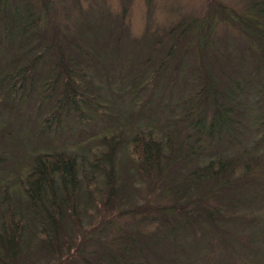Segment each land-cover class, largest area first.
Segmentation results:
<instances>
[{
    "label": "trees",
    "instance_id": "trees-1",
    "mask_svg": "<svg viewBox=\"0 0 264 264\" xmlns=\"http://www.w3.org/2000/svg\"><path fill=\"white\" fill-rule=\"evenodd\" d=\"M250 3L240 16L213 7L205 19L178 22L155 43L149 57L162 43L170 47L150 75L164 73L175 58L173 77L176 70L194 76L193 89L174 103L175 115L161 118L167 125L178 119L184 129L190 127L181 140L176 138L180 131L157 130V118L149 123L124 119L86 138L85 143L98 144L82 155L74 152L78 143L69 146L72 152L31 151L24 166L12 171L0 159V264H233L239 258L238 264H253V236L262 224L253 226V202L261 206L258 211L264 210V0ZM3 5L0 0V22L15 27V36L23 38L37 21L25 26L30 13L16 19ZM8 16L12 24L6 22ZM219 22L237 27L245 37V52L253 60L250 78L232 79L215 59L209 61L215 45L212 29ZM182 40L193 47L178 52ZM69 44L77 48L80 60L64 54L59 45L34 44L23 48L10 70L0 69L7 105L14 100L21 106L35 88L37 104L30 120L38 126L39 137L59 136L66 127L97 126L111 114L82 82L87 54L78 44ZM190 50L193 58L187 59ZM150 79L142 83L144 94L136 102L144 111L152 98ZM173 81L178 82L172 79L167 86ZM159 103L155 105L161 111L164 105ZM4 126L1 121L0 128ZM253 153L258 155L254 160ZM139 187L154 192L152 201L135 203L132 191ZM112 210L118 219L129 216L126 234L102 243L104 224L113 225L102 221L98 239L94 233L90 238L95 241L91 250L84 252V241L78 250L72 246L84 221ZM147 223H154L156 230L144 232ZM240 234L244 241L234 239ZM231 237L245 252L229 250ZM214 245L225 251L216 258Z\"/></svg>",
    "mask_w": 264,
    "mask_h": 264
},
{
    "label": "rangeland",
    "instance_id": "rangeland-1",
    "mask_svg": "<svg viewBox=\"0 0 264 264\" xmlns=\"http://www.w3.org/2000/svg\"><path fill=\"white\" fill-rule=\"evenodd\" d=\"M250 1L253 0H1L4 4L3 8L8 9V14L10 13L16 19L26 12L31 14V18L27 22L25 21L27 23L25 26L30 25L32 20L37 23L29 26L23 38L19 39L15 36V27L0 22V24L2 23L0 25V69L10 70L17 58L23 56L24 49L34 46V44L37 47L38 45L44 47L45 44L59 45L58 47L64 54L70 53L73 58L80 60L77 58V48L69 44V42H74L87 54V58L82 62L87 73L85 81L82 82L89 90L100 96L105 110L109 107L111 111L110 116L105 117L106 123L71 128V122H69L70 128L66 127L59 136L41 137L40 135L39 137L37 135L38 126L33 120L32 122L30 120L37 104L35 88L32 87L29 90L27 99L21 106L18 105V102L15 104L14 100H11L14 104L11 106L4 103L5 95L2 92L3 88H0V122H6V126L0 128V159H4L2 163L7 166L6 171L16 170L17 165L22 168L29 156H32L34 151L38 152L41 149L72 152L69 146L77 143L79 147H76L74 152L80 153L89 148L95 149L98 142L90 140L85 143V139L99 127L105 126V124L114 125V122L124 119L132 120L134 123L139 121L149 123L150 119L157 118V130H177V132L180 131V134L176 135V138L179 140L184 138L187 131L191 133L190 127H187V130L184 129V124L178 119L173 121V125L171 123L167 125L161 118L166 115H175L177 106L173 108L174 103L184 93H189L193 89L194 76H191L190 71L176 70L175 77H173L172 70L176 69L174 67L177 63L175 58L167 63L164 73L162 71L157 76L150 75L154 68L161 65V61L170 47L169 42L160 44L151 57H149L150 53L153 52L157 40L176 23L203 20L212 13L213 7L219 6L240 16L251 4ZM5 19L6 22L12 24L13 20L9 16ZM8 32L13 34L10 35ZM211 35L215 45L212 46L213 57L208 56L209 61L215 59L219 69L224 70L225 74L232 79L250 78L253 60L245 52L247 41L239 29L225 22H219L214 24ZM182 41L180 46L176 47L178 52L188 45L190 48L193 47L190 41ZM26 44L27 46H25ZM53 51L51 50V52ZM191 51H188L184 57L193 58V51ZM148 77L154 83L151 91L152 98L148 99V111H144L140 105H136V102L139 100L138 97L140 98L144 94V89H140V87ZM172 79L178 82L173 81L171 87L167 86V83H171ZM41 88L42 86H40ZM151 103L154 105L159 103L164 106L160 107V111L156 105L150 106ZM139 108L141 109L140 113L138 112ZM135 109L138 111L136 112ZM205 115L206 119L210 120V113ZM42 117L43 114H41ZM245 131H247L246 133L250 132L248 128ZM191 135L194 136L193 133ZM254 135L255 131L253 130V137ZM201 140L206 141L204 136ZM79 148L82 150L79 151ZM257 156L256 153H253V160ZM262 159L264 160V156ZM142 187L132 191L137 198L135 199L137 200L136 204H142L143 200L149 198L153 199L154 192ZM128 206L131 204L128 203ZM258 207L261 206H257V203L253 202V226L255 227L260 222L262 224L259 226V233L253 236V241L256 244L253 245L255 254L252 261L253 264H264V210L260 212ZM255 211L260 214L257 215ZM116 214L114 210L93 213L88 220L84 221L81 231L72 238V246L78 250L80 241H84L86 249L83 251L91 250L95 241L93 243L90 238L94 233L98 239L97 229L102 221H111L113 224H104L105 230L102 235L104 241L102 243L114 242L117 239L116 236L122 237L126 234L125 229L128 227L126 221H129V216L124 215L118 219ZM115 227H119V230L114 231ZM142 227L143 225H137L139 229ZM142 230L154 232L156 227L154 223H147ZM245 233L247 234V232ZM233 237L227 240V245H230L228 246L229 250L245 252V250H240ZM234 239L244 241V234H240ZM212 250L215 252L213 258L225 252L224 249L220 250L216 246ZM73 252H75L74 248ZM240 260L241 258L234 263L238 264Z\"/></svg>",
    "mask_w": 264,
    "mask_h": 264
}]
</instances>
